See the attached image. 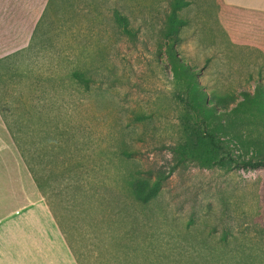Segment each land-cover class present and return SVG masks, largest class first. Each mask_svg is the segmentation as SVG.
Returning a JSON list of instances; mask_svg holds the SVG:
<instances>
[{"label":"rangeland","instance_id":"1","mask_svg":"<svg viewBox=\"0 0 264 264\" xmlns=\"http://www.w3.org/2000/svg\"><path fill=\"white\" fill-rule=\"evenodd\" d=\"M241 17L219 0H0V57L26 48L0 104L25 105L13 120L56 171L85 264H264V167H242L264 161V16ZM0 135L23 169L1 113Z\"/></svg>","mask_w":264,"mask_h":264},{"label":"crops","instance_id":"2","mask_svg":"<svg viewBox=\"0 0 264 264\" xmlns=\"http://www.w3.org/2000/svg\"><path fill=\"white\" fill-rule=\"evenodd\" d=\"M219 3L224 11L240 18L264 16V0ZM49 7L45 5L43 11L48 12ZM10 155L9 145L0 135V264H78L26 164L23 169L17 167Z\"/></svg>","mask_w":264,"mask_h":264},{"label":"trees","instance_id":"3","mask_svg":"<svg viewBox=\"0 0 264 264\" xmlns=\"http://www.w3.org/2000/svg\"><path fill=\"white\" fill-rule=\"evenodd\" d=\"M185 5V4H184ZM178 7L176 6V10ZM176 14H172L170 19L172 20V25L170 26V28L168 30H166V37H173L174 35L177 34V27L174 25L175 19H176ZM125 32L127 34H132V31L129 30V28L125 27ZM18 51V52H17ZM15 53H10L7 54L3 57H0V69L2 70V73L0 74V82L2 84H7L11 79L14 78L15 73L12 72L13 71V67H15V63L17 58H19L20 55H22L24 52H26V48H20L19 50H17ZM171 54H173V57L175 59V63L181 67H185L183 66L184 64H182L180 62V59L177 57L176 54V50L172 49L171 50ZM14 73V74H13ZM73 77L77 80L80 79V74L75 72L73 73ZM0 113L4 119V122L6 124V127L8 129V131L11 133V136L21 154V157L23 158L29 172L32 175V178L38 188V190L40 191L41 195L44 197V199L46 200V202L48 203V206L51 210V212L53 213L54 217L56 218V220L58 221V224L60 225V228L62 229L64 235L66 236V240L72 250V252L74 253V256L76 257V260L78 262V264H85L84 260H82V258L80 257V254L77 255V251L75 249V246L73 245L71 239L68 236V233L65 229L64 223H63V219L61 218V216L59 215V213L57 212L56 208H55V203L52 201L51 195H50V188L48 185V180H52V178L57 176L56 171H52L51 174L49 176H45L44 174V169L41 167L40 163L39 167L37 168L36 166L33 165L34 163V158L28 156V154L25 151V137H23L24 135V131H25V126L22 122H20L19 124H16V122L13 120L14 117L19 118V116L21 117V119L24 120L26 114H27V110L25 105H19L17 108H12L8 105L6 106H2V104H0ZM127 154V153H125ZM242 167L244 168H260V167H264V161L261 162H246V163H242ZM69 171V170H68ZM152 172H150L151 174ZM169 178V175H165L163 172H159V176L156 182H154L153 184H150L148 181H143L140 178L135 180L133 183V189H132V198L133 201L135 203H139L141 205H148L149 203H151L156 195L157 192L161 186L162 183L166 182ZM70 189L72 190V192H74V197H77L76 191H78L80 189L79 184H75L74 186H70ZM133 227H140V223H134L133 222Z\"/></svg>","mask_w":264,"mask_h":264}]
</instances>
